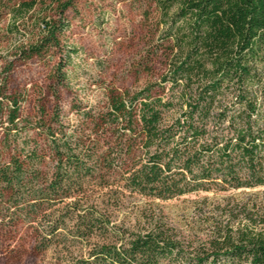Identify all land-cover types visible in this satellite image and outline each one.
Segmentation results:
<instances>
[{
  "label": "trees",
  "instance_id": "1",
  "mask_svg": "<svg viewBox=\"0 0 264 264\" xmlns=\"http://www.w3.org/2000/svg\"><path fill=\"white\" fill-rule=\"evenodd\" d=\"M75 1L9 4L17 43L0 72L2 218L12 230L34 225L52 264H264L254 200L204 219L197 244L150 207L136 209L134 226L119 220L134 197L264 188V0H145L162 74L134 95L108 90L65 125L59 90L76 55L66 40ZM32 61L49 69L52 95L26 116L8 86L14 64Z\"/></svg>",
  "mask_w": 264,
  "mask_h": 264
},
{
  "label": "rangeland",
  "instance_id": "2",
  "mask_svg": "<svg viewBox=\"0 0 264 264\" xmlns=\"http://www.w3.org/2000/svg\"><path fill=\"white\" fill-rule=\"evenodd\" d=\"M12 1L0 0V72L5 62L14 59L17 43L8 28ZM67 15L70 27L66 40L76 55L67 68L66 86L59 90L65 125L74 121L78 108L101 105L108 90L134 95L162 74L163 59L153 57L157 39L153 36V14L145 0H76ZM49 79V69L37 61L12 67L8 90L10 95L24 97L26 116L35 115L39 105L48 100L45 95H52ZM250 200L264 209V188L197 193L167 201L134 197L119 220L134 226L136 209L150 207L185 242L197 244L206 240L204 219L216 218L224 207ZM3 215L8 217L9 212L0 210V264H52L51 252L37 251L40 239L34 225L18 220L12 230Z\"/></svg>",
  "mask_w": 264,
  "mask_h": 264
}]
</instances>
